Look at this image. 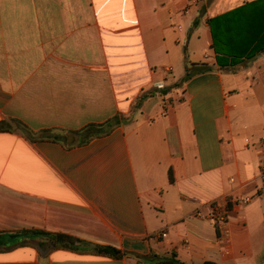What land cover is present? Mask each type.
<instances>
[{
	"label": "crops",
	"instance_id": "0c3cea01",
	"mask_svg": "<svg viewBox=\"0 0 264 264\" xmlns=\"http://www.w3.org/2000/svg\"><path fill=\"white\" fill-rule=\"evenodd\" d=\"M255 1L0 0V264H264V54L220 70L209 25Z\"/></svg>",
	"mask_w": 264,
	"mask_h": 264
},
{
	"label": "trees",
	"instance_id": "16d2710c",
	"mask_svg": "<svg viewBox=\"0 0 264 264\" xmlns=\"http://www.w3.org/2000/svg\"><path fill=\"white\" fill-rule=\"evenodd\" d=\"M209 25L213 37L212 49L216 54V60L220 70H237L243 63L253 61L258 56L264 54V0L247 3L240 8L213 18L209 21ZM210 70H212L211 67L203 65L200 73ZM190 77L191 75H188L187 79ZM168 92L164 91L163 94L166 95ZM140 102L136 105L137 108L140 106ZM127 120L125 117L117 115L104 124H91L82 131L73 134L79 135L82 143L86 144L94 138L109 135L116 127ZM14 122L17 125V128L14 130L21 131L27 137L35 134L22 122L17 120ZM0 132H4V130L0 129ZM48 133L51 136L44 138L53 141H62L61 136L54 135L51 131L44 132V134ZM31 140L34 141L33 138ZM22 237L32 240L43 239L44 242L40 243L39 247L47 254L56 249H70L74 251L79 244H82V241L71 236L52 235L39 231H25ZM94 252L99 256L112 259H120L123 257V254L119 250L112 247L95 248ZM164 264L182 263L174 255Z\"/></svg>",
	"mask_w": 264,
	"mask_h": 264
},
{
	"label": "built area",
	"instance_id": "2783aa9c",
	"mask_svg": "<svg viewBox=\"0 0 264 264\" xmlns=\"http://www.w3.org/2000/svg\"><path fill=\"white\" fill-rule=\"evenodd\" d=\"M166 71L168 73H171L172 69L166 68ZM156 88L160 89V90H164L165 85L163 83H160V84L156 85ZM258 150L262 156L261 177H262V181H263V190H264V140H261L260 143L258 144ZM249 202H250V198H246V199H241L240 201H237L235 204H236L237 208H240L241 206L246 205ZM197 216L200 217L201 213H197ZM209 218L211 220H213L218 225V227H220V229L224 232V234H226V230H225L224 226L228 224L229 216H228V213L225 209H223L220 205L212 206ZM160 236H161V238H165V237H167V234L163 233V234L159 235L158 237L160 238Z\"/></svg>",
	"mask_w": 264,
	"mask_h": 264
},
{
	"label": "rangeland",
	"instance_id": "374dc122",
	"mask_svg": "<svg viewBox=\"0 0 264 264\" xmlns=\"http://www.w3.org/2000/svg\"><path fill=\"white\" fill-rule=\"evenodd\" d=\"M227 75H228L227 77L230 76L229 74H227ZM177 78H178V77H177ZM135 109H137V106H136ZM21 242H22V237H17V238H15V239L11 240L9 245L19 244V243H21ZM30 253H31V250H29V249H27V250H25V251H18V252H16V253L11 254V258H14V259H24V258H26Z\"/></svg>",
	"mask_w": 264,
	"mask_h": 264
}]
</instances>
